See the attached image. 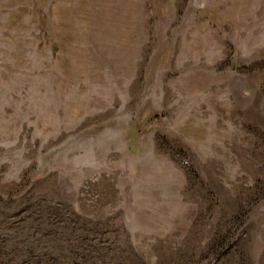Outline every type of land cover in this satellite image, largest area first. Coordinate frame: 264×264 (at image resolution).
<instances>
[{
    "label": "rangeland",
    "instance_id": "1",
    "mask_svg": "<svg viewBox=\"0 0 264 264\" xmlns=\"http://www.w3.org/2000/svg\"><path fill=\"white\" fill-rule=\"evenodd\" d=\"M0 264H264V0H0Z\"/></svg>",
    "mask_w": 264,
    "mask_h": 264
}]
</instances>
